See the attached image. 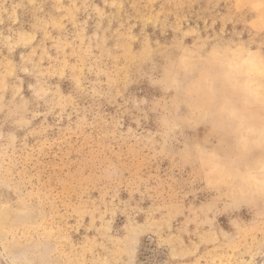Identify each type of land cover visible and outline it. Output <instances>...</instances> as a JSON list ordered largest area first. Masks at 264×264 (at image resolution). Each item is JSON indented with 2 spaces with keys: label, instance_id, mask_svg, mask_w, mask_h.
<instances>
[{
  "label": "rangeland",
  "instance_id": "obj_1",
  "mask_svg": "<svg viewBox=\"0 0 264 264\" xmlns=\"http://www.w3.org/2000/svg\"><path fill=\"white\" fill-rule=\"evenodd\" d=\"M264 0H0V264H264Z\"/></svg>",
  "mask_w": 264,
  "mask_h": 264
},
{
  "label": "snow or ice",
  "instance_id": "obj_2",
  "mask_svg": "<svg viewBox=\"0 0 264 264\" xmlns=\"http://www.w3.org/2000/svg\"><path fill=\"white\" fill-rule=\"evenodd\" d=\"M260 74L264 77V58H262L260 63ZM261 183L264 184V178H262Z\"/></svg>",
  "mask_w": 264,
  "mask_h": 264
}]
</instances>
